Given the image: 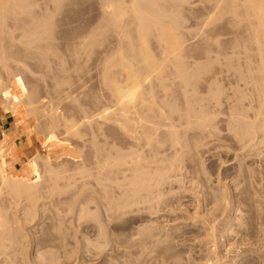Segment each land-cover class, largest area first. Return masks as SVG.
I'll return each mask as SVG.
<instances>
[{"label":"rangeland","instance_id":"374dc122","mask_svg":"<svg viewBox=\"0 0 264 264\" xmlns=\"http://www.w3.org/2000/svg\"><path fill=\"white\" fill-rule=\"evenodd\" d=\"M180 1H178L180 4L177 3L180 7L176 5L178 9L170 4L168 9L169 12L174 10L172 14L180 15L177 25L179 24L185 43L183 59L190 67V71L195 74L196 82L187 89H182L181 80L174 79L175 92L180 96L176 104L184 111L187 108L200 107L215 113L213 136L204 138L200 131H190L188 136L190 147L184 154L183 160L184 173H170L176 181L175 179L171 180L172 183L167 181L170 183H164L165 185L161 187L163 191L160 192L167 194L163 195L165 198L162 196L163 199L160 201L153 198L160 203L153 200L150 202V199H145L149 203H143L141 199L136 207L132 206L133 208L129 209L127 214H117L118 216L112 214L115 219L111 224L108 223V219L106 222V219L104 220L108 218V214L105 215L106 211L101 210V183L97 181L95 172L90 170L93 172L91 175L85 172L78 174L75 172L78 161L62 156L59 161L54 159L55 169L60 170V165H63L68 172L65 174V179H58L60 186L57 189L54 185L51 186L52 193H47L49 188L48 190L46 188L47 192L44 187V190L41 188V191L49 194L51 198L41 192L45 198L38 200L37 209L36 206L34 207L37 211L36 216H32L30 212L32 220L30 218L31 221L26 220L25 214L22 213L23 205L26 204L25 197L22 198L23 201L21 199V205L13 204L9 209L10 216L15 214L13 216L15 219L23 217L21 219L26 221L23 222L24 224L21 223V227L24 225L23 230L32 231L35 245L44 242L46 245L50 244L52 248L47 247L45 250L54 253V264H212V261L215 263L218 259L220 261L217 264H264V140H258L257 144L249 143L247 128L241 124L246 120L244 116L240 115L241 122L235 121L239 131L233 128L235 124L232 118L235 114L234 110L237 113L238 111L246 113L249 110L247 109L249 108L247 59L241 53L243 48L239 47L241 48L239 50V45H236L241 39L242 27L225 25L211 29L212 26L203 25L202 16L210 5L207 0H185L184 3ZM102 2L103 0H61L60 3L56 0H26L24 8H16V12L10 11L12 15L10 13L6 15L4 29L0 26L3 29L0 31V52L3 47L7 56L6 61L0 60V143L5 138L2 125L8 122L9 131L10 128L14 130L9 141L16 145L12 150V157L14 156L12 167H16L19 173L26 165V161L35 158L39 152L45 153L41 143L48 134L46 129L48 124L38 119L33 113L34 109L44 108L51 111L54 104L55 107L58 104L61 114L72 116L77 120H81L82 115L73 109L78 111L80 105L91 114L101 111ZM44 22L49 23L46 29L52 28L54 33L52 36L54 48L49 52L47 48L40 47L42 41L38 37L41 31V35L47 31L43 28ZM202 30L206 31V37L201 33ZM89 32L94 33L96 39L94 45L87 47L86 52L76 48L77 45L73 43L77 36ZM27 38L33 40L30 45L25 43ZM76 49L80 52L77 58L74 54ZM89 49H92V52ZM206 51L209 52L212 62L207 60ZM41 52L46 54V59H50L49 61L41 59L43 66H39ZM50 61L51 63L53 61L51 67H46ZM44 67L49 74L47 72L43 74ZM184 91L188 94L187 98L183 96ZM96 96L97 100H95ZM21 108L31 114L19 125L14 116ZM5 109L13 110L14 112L11 113L15 114L11 115ZM99 120L101 121V117L95 115L94 121L99 124L101 123ZM85 123H81L80 128L87 134L86 141L84 138L83 141L79 139L80 142L77 137L74 138L75 136H72V140L71 135L67 137L65 133L61 134L64 130L62 127L59 129L61 136H58L59 141L66 143L65 146L70 145V148L78 150L79 155H83L82 163L79 162L81 165L85 164L84 161L89 159L92 150L94 151L93 146L92 150L89 147L91 146L89 139L92 138L91 129L93 130L95 126H92L93 123L91 126ZM195 132L200 135L193 138L192 134ZM113 133L111 135H117V131ZM258 136L263 138V132L260 131ZM198 140L200 142L196 147ZM87 141L88 144L85 143ZM100 141L101 136L99 144ZM82 142L88 146H84ZM53 150L55 156H59L67 149L62 145H54ZM91 160L89 159V165L87 161L86 164L92 169L95 165H91ZM41 161L39 165L43 171L44 165ZM75 162L77 163L74 164ZM208 175L212 184L207 181ZM178 178L180 180H177ZM84 182L88 184L79 195L80 186ZM68 184L70 186H67ZM210 186L220 191L219 193H226L229 197L224 200L225 202L229 200L227 205L222 202L223 200L214 198ZM77 192L79 193L76 196ZM6 201L10 206L8 202L10 200L6 199ZM224 205L227 207L225 208ZM21 208L23 211L20 210ZM34 209L31 210L33 214L36 212ZM22 214L24 215L21 216ZM129 217L134 221L127 223L128 227L124 222ZM102 221L110 225L106 224L105 227ZM209 222L211 224H208ZM209 225L216 230L211 231ZM101 227L105 231L108 229L107 232L103 231L107 235L102 239ZM131 233L137 235L133 237L134 242ZM155 233L156 236L158 234L160 236L155 238ZM106 238L108 241L105 240ZM129 238L132 240H128ZM102 242L106 247L101 245ZM214 243L219 245L217 250L214 249ZM144 247L147 248L143 250ZM26 249L25 253H30L34 246ZM214 250L221 253V255L218 253L220 255L217 256L218 258ZM41 258L39 257L37 264H49L44 258V261H41ZM26 260H28L27 264H30L33 259ZM34 262L31 264H36Z\"/></svg>","mask_w":264,"mask_h":264},{"label":"bare ground","instance_id":"6f19581e","mask_svg":"<svg viewBox=\"0 0 264 264\" xmlns=\"http://www.w3.org/2000/svg\"><path fill=\"white\" fill-rule=\"evenodd\" d=\"M56 1H58V3L61 2V0ZM178 1L180 0H103V18L101 23L102 54L100 66L101 83L103 85L100 97L101 113L98 111L99 113L95 112L96 114L92 113V115L83 105H77L78 108L77 106L76 108L78 111L76 109L73 110L80 112L82 115L81 120H77L72 116L61 114L58 109V104H56L58 106H56L57 108L54 104V109L51 108V111L49 108V111L44 108V110L41 109L43 112H41L39 108L37 110L34 109L33 113L38 116V119L44 122V124H48L47 127L44 125L48 130L47 132L44 128L48 134L41 143L45 153L42 154L43 152H39L37 155L34 154L37 157L35 156V158L32 159L29 158L30 160L26 161V165L20 173L17 172L16 167H12V158L14 157H12V150L16 148V145L9 141L10 135L7 131H4L5 138L2 139L0 143V264H27L28 260L26 259L29 258L31 260L33 259L32 261L29 260V262L35 261L34 263L37 264V260H40L39 257H42L41 261H47L46 263H55L53 260V258L55 259L53 256L54 253L45 250L47 247L52 248L50 244L46 245L44 242L36 243L35 245V239L32 236L33 234H31L32 231L23 230V224L26 221L24 222L21 219L23 217L20 216V219H15V217H13L15 214L10 216L9 209L13 207V204L17 206L21 205V199L25 197L26 204L23 205L24 212L22 213L25 214L26 220L30 218V212L32 216H36L37 204L41 201L39 199L45 198L46 195L47 197L49 196V194H46V188L47 190L49 188L47 193H52L53 185L56 189L60 186L58 179L66 178L65 174L68 172L67 168L60 165L64 170L61 168L60 170L55 169L53 161L56 159L59 161V158L62 156L78 161V163H74H77V167H75L76 171H74L78 174H83L85 172L87 175H91L93 172L90 170L95 172L94 174L96 179H98L97 181L101 183V210L104 209L106 211V213L104 212L105 215L108 214V218H104V220L106 219V222L108 219V223L110 222L111 224V221L115 219L112 214H127V212L130 211L129 209L133 208L132 206L136 207L141 199L143 203H149L145 199H150V202H152V200L158 202L163 199L165 192L161 193L163 191L161 187L165 185L164 183H172L173 181L171 180L175 179L176 181V178H173V175H170V173L184 171L183 160L184 154L187 153L190 147L188 145L190 131L198 130L201 135H204V138L213 134L212 128L215 127V113L200 107L193 109L187 108L186 111H184L176 104L180 96L175 92L174 79L181 80L182 89H187L188 86L196 82L195 74L190 71V67L187 66L183 59L185 43L179 30V24L177 25V23H179L178 16L180 17V15H177V13L176 15L172 14L174 10L172 12L170 11V13L168 9V4L175 7L180 4ZM182 1L185 2V0ZM25 2L26 0H0V26L3 29L6 26L5 21L6 17L9 15L8 13L12 15V10L16 12L19 7L24 8ZM207 2L210 5H208V9L204 13L205 17L202 16L204 18V26H212L211 29L225 25H239L237 28L242 27L241 39L236 42V45H239L238 48H243L241 53H243L247 59V73L249 74V108L247 109L249 110H247L246 113L243 111L245 114L242 111L241 113L240 111L237 113V111L234 110L233 112L235 114H233L234 116L232 118L235 124V121L236 123L241 122L242 117L240 118V115L244 116L246 120L241 124L247 128L246 135L248 136V141L251 144H257L258 140H264V137L261 138L258 136L260 131H262L264 135V0H207ZM178 7H180V5ZM175 11L178 10L175 9ZM42 25L45 26L43 28L47 31L43 32L41 35L40 33L42 31L40 32L38 26L40 32V36L38 37L39 40L42 41V45L40 46L39 44V46L47 48L49 52V50L52 51L54 48L52 40L54 33H52L51 27V29H46V26H49L48 22H44ZM3 29L0 31H3ZM202 31L201 33L206 37V31ZM27 39L25 43L30 45L33 40L32 38H30L31 40H29V38ZM93 39V32H89V34L83 33L77 36V39L74 40L75 43H72L73 45H77V47H74L80 48L86 52L87 47H92L94 42H96V39ZM241 48H239V50ZM91 50L90 52H92ZM79 53L80 52L76 49V53H74L77 55L76 58ZM239 53L240 52H237V54ZM45 55L41 52L39 56L41 57L40 62L41 59L44 61L48 60ZM206 55L207 60L212 62L209 58L208 51H206ZM0 60L3 62L7 60L3 47L0 52ZM52 63L50 61V64L47 63L48 65L45 66L51 67L50 65H52ZM40 65L43 66L42 62L39 66ZM46 67H44V71ZM46 72L47 70L43 74H46ZM63 80L65 79L63 78ZM187 95L186 91H184L183 96L187 98ZM95 100H97V96ZM5 110L7 112L9 111L11 115L15 114H12L14 112L13 110ZM29 114H31V112L27 113V110L21 108L16 116H14L17 120V124H22L25 121V117L30 116ZM35 114L34 117L36 118ZM95 115L101 117V121L99 120L101 123L98 124L96 122L98 121V117H96L97 120L94 121ZM92 119L93 122H96L98 125L91 122ZM83 122L89 123L90 126L93 123L92 126H95L93 130L91 129L92 136L90 137L92 138L89 139L91 143L89 147L91 148L93 146L92 148L94 149L93 151L91 148L93 154L91 153L92 156H90V158L88 157L90 160L92 159L91 165H95V168L92 166V169L90 168L91 166L88 167L89 159L85 158L87 159L88 165L86 161H84L85 164L81 165L83 155H79L78 150L70 148V145L65 146L66 143L58 139V136L65 133L67 137L71 135L72 140L75 136L74 138L77 137L78 140L81 139L83 141L87 135L84 133V130L82 131V128H80ZM60 127L64 129V132L62 131L61 133V130H59L61 129ZM237 127L238 126L235 124L233 128L238 130ZM58 130L59 133H57ZM113 131H117V135H111L114 134ZM199 133L195 132L192 134V137L195 138L199 136ZM100 136L101 144H99ZM64 140H66V138H64ZM68 140L70 141V139ZM81 140L79 141L81 142ZM84 141H86V138ZM88 141L85 143L88 144ZM52 142L54 143L52 144ZM199 142L200 140L196 141V147H198ZM85 143H83V145L88 146ZM54 145H62V147H65L67 150L64 154L55 156L53 150ZM41 160H43V162ZM39 161L44 165V167H42L44 168L43 171L41 170ZM65 161L66 160H64V162ZM203 167L206 170V167ZM177 180L180 179L178 178ZM207 181L211 183L209 175ZM87 184L86 182L82 183L80 186L81 189H79L81 193L77 192L76 196L78 193L79 195L82 194ZM67 186L70 185L68 184ZM43 187L45 188V193H43ZM41 188L43 189L42 191ZM210 188L213 189L212 191L214 192L213 194L216 200H223L222 202H225L227 198H229L223 191V193H219L220 191L212 188V186H210ZM41 192L43 195L45 194V196L41 195ZM49 198L51 197L49 196ZM153 198L156 200L158 199V201ZM6 199L10 200L8 201L10 202L9 204H11L10 206L6 204ZM227 202H225L226 205ZM229 204L230 203H228V205ZM35 206L36 209H34ZM226 207L227 206H225V208ZM33 209L36 211L34 214L32 213ZM20 210H22V208ZM84 210L86 211V209ZM16 213H18L17 210ZM84 213H82V216ZM17 217L16 215V218ZM132 217L134 218L133 215ZM132 217H129L124 223L127 224L133 220ZM30 219L28 221L32 220ZM105 222H103V224L107 227V223L105 224ZM21 223H23V227H21ZM208 224L211 223L209 222ZM104 225L101 224L103 228ZM120 226L122 225L120 224ZM125 227L126 226H124V228ZM209 227L212 228L211 231L213 230V232L216 230L213 226L209 225ZM103 228L101 229V239L105 238L107 233L105 234L104 232L108 230L105 228V231ZM230 228L231 226L229 230ZM131 235L133 234L131 233ZM135 236L137 235H133L131 238L133 239ZM155 236L153 235L152 237L154 238ZM158 236L160 235L158 234L155 238ZM223 236H225V234ZM132 239L129 238L128 240ZM105 240L108 241L107 238ZM105 240L101 241L104 242ZM134 241L133 239V242ZM103 242L101 245L106 247V244H103ZM133 242L131 243L136 244V242ZM144 243L147 244L146 242ZM33 246V251L31 250L30 253H25L26 250L28 251L26 248ZM218 246L215 244L214 249L217 250ZM146 248L144 247L143 250ZM214 253H216V257L221 255L219 252L220 255H218L215 250ZM218 261L220 260L218 259L215 263L212 261V264H217Z\"/></svg>","mask_w":264,"mask_h":264},{"label":"crops","instance_id":"0c3cea01","mask_svg":"<svg viewBox=\"0 0 264 264\" xmlns=\"http://www.w3.org/2000/svg\"><path fill=\"white\" fill-rule=\"evenodd\" d=\"M7 123L8 122H5L3 125H2V128L4 131H7V133H9V135H13L14 133V130L10 128V132H9V127L7 126ZM13 130V131H12ZM16 142V141H15Z\"/></svg>","mask_w":264,"mask_h":264}]
</instances>
